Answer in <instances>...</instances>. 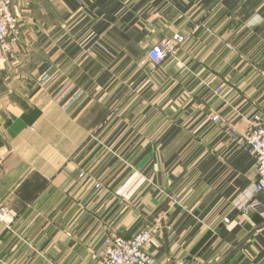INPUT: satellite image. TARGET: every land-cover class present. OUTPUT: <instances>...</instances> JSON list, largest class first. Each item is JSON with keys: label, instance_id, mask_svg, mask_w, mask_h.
Segmentation results:
<instances>
[{"label": "crops", "instance_id": "1", "mask_svg": "<svg viewBox=\"0 0 264 264\" xmlns=\"http://www.w3.org/2000/svg\"><path fill=\"white\" fill-rule=\"evenodd\" d=\"M14 15L0 264H96L108 233L142 231L157 264H264V215L243 208L256 160L212 121L243 134L264 112V0H19Z\"/></svg>", "mask_w": 264, "mask_h": 264}, {"label": "built area", "instance_id": "2", "mask_svg": "<svg viewBox=\"0 0 264 264\" xmlns=\"http://www.w3.org/2000/svg\"><path fill=\"white\" fill-rule=\"evenodd\" d=\"M18 2L19 0H0V57L12 52L10 39L20 35V25L14 15V8ZM184 42V37L179 35L173 39L164 40L150 51L149 61L155 67H160L165 59L174 53L176 47ZM222 93V88L215 91V94L219 96ZM212 121L222 123L231 143L239 145L255 158L258 181L254 184L251 196L243 208L264 215V205L257 200V196L264 195V112L257 113L253 117L247 131L243 134L238 132L231 118L225 119L220 115H214ZM6 217L13 218L14 215L4 208L0 209V220L7 222ZM224 222L229 223L230 220L225 219ZM152 239L151 231H142L130 240L116 233H108L103 239L101 249L94 254L96 264H157L147 251ZM175 264L187 263L179 261Z\"/></svg>", "mask_w": 264, "mask_h": 264}, {"label": "rangeland", "instance_id": "3", "mask_svg": "<svg viewBox=\"0 0 264 264\" xmlns=\"http://www.w3.org/2000/svg\"><path fill=\"white\" fill-rule=\"evenodd\" d=\"M125 239V238H124ZM184 261V260H183ZM157 262V261H156ZM179 262V261H178ZM177 263V262H176Z\"/></svg>", "mask_w": 264, "mask_h": 264}]
</instances>
